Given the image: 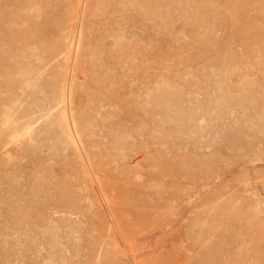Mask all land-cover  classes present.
Returning a JSON list of instances; mask_svg holds the SVG:
<instances>
[{"label":"rangeland","instance_id":"obj_1","mask_svg":"<svg viewBox=\"0 0 264 264\" xmlns=\"http://www.w3.org/2000/svg\"><path fill=\"white\" fill-rule=\"evenodd\" d=\"M0 264H264V0H0Z\"/></svg>","mask_w":264,"mask_h":264},{"label":"bare ground","instance_id":"obj_2","mask_svg":"<svg viewBox=\"0 0 264 264\" xmlns=\"http://www.w3.org/2000/svg\"><path fill=\"white\" fill-rule=\"evenodd\" d=\"M150 1V0H149ZM77 41V40H76ZM74 46V45H73ZM78 46V45H77ZM76 57V56H75ZM63 88V87H62ZM62 93H63V91H62ZM62 103V102H61ZM63 107V106H62ZM65 109V108H64ZM67 110V109H66ZM66 110H62V113H61V121L65 124V126L67 127V129H68V132H69V123H68V119H67V113H66ZM68 112V111H67ZM69 117V116H68ZM70 133V132H69ZM69 137H70V135H69ZM71 138H73V137H71ZM75 142V140L73 141V143ZM72 143V144H73ZM75 144H77V143H75ZM98 181V180H97Z\"/></svg>","mask_w":264,"mask_h":264}]
</instances>
